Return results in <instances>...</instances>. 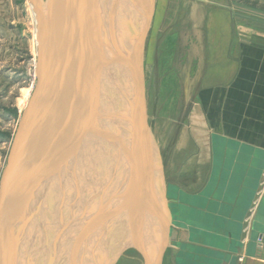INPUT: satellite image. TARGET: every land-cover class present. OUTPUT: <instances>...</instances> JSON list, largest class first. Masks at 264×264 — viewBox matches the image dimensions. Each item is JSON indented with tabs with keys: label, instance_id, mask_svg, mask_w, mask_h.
Masks as SVG:
<instances>
[{
	"label": "crops",
	"instance_id": "crops-1",
	"mask_svg": "<svg viewBox=\"0 0 264 264\" xmlns=\"http://www.w3.org/2000/svg\"><path fill=\"white\" fill-rule=\"evenodd\" d=\"M168 14L156 74L161 67L166 83L173 77L165 89L186 95L160 148L167 241L159 264H264V0H164L163 22ZM121 164L114 170L125 183ZM113 220L123 244L129 221ZM106 236L104 260L118 248Z\"/></svg>",
	"mask_w": 264,
	"mask_h": 264
},
{
	"label": "water",
	"instance_id": "water-1",
	"mask_svg": "<svg viewBox=\"0 0 264 264\" xmlns=\"http://www.w3.org/2000/svg\"><path fill=\"white\" fill-rule=\"evenodd\" d=\"M99 1L74 0L67 35L62 37L46 0H28L35 19L36 87L0 174V264H117L130 249L141 256L142 264L160 263L167 241L166 185L160 148L145 114L143 67L154 0H141L143 21L132 50L126 49L129 128L125 160L120 167L121 174H126L122 189L118 188L115 195L105 190L107 199H95L86 220L80 213L72 221L69 218L71 209L66 206L70 192L64 188L65 177L60 178L63 184L55 199L44 204L46 184L66 151H79L84 156L85 146L91 148L92 155L98 149L95 131H100L103 104L94 84L97 85L96 77L103 75L102 62L113 43L112 37L114 40L117 36L114 42L127 43L118 40L120 36L110 24L101 28ZM35 103L38 105L34 111ZM145 155L154 160L148 163ZM82 174L88 177L90 173ZM79 184L80 180L71 186L77 188ZM24 195L28 197L22 203ZM117 197L119 202L114 209L112 203ZM87 198L80 199L86 201L85 207ZM118 216H122L121 221H129L131 232L108 259H100V236L108 221ZM47 222L54 225L48 229ZM55 242L61 243L60 249Z\"/></svg>",
	"mask_w": 264,
	"mask_h": 264
},
{
	"label": "rangeland",
	"instance_id": "rangeland-1",
	"mask_svg": "<svg viewBox=\"0 0 264 264\" xmlns=\"http://www.w3.org/2000/svg\"><path fill=\"white\" fill-rule=\"evenodd\" d=\"M143 1L149 2V0ZM140 3L141 0H139L138 3L139 5L134 40L137 36L139 24L143 21L142 13L140 12ZM153 4L154 10L152 21L144 46L143 67L145 114L147 118V124L152 133L156 146L158 148H163L166 132L170 125L168 124L170 118L172 116L181 114L180 112L183 108V102L181 99L183 100L186 92L171 91L167 88L165 89L166 84H170L173 81V77L170 76V80L168 78L166 83V76L164 77V73H161V67L159 69V75L156 74L157 67L153 58L155 45L161 43L165 35L167 36V34L172 32V28H170L172 21L170 20L173 19L172 17L170 18V14H168L166 17L165 22H163L161 19L164 0H154ZM177 17L178 13L176 18ZM181 30L182 34H187L186 29ZM35 35V19L28 0H0V174L6 165L10 149L17 135L20 119L26 111L36 87V75L34 76L36 62ZM161 44L159 45V48H163V43ZM128 75L127 68H125L119 83L113 90L112 113L105 142L102 136L103 130L100 129V131H95V138L98 142L96 146L98 150L100 149L101 156L97 160L96 167L92 170L88 179L84 183L82 191L80 187L75 188L71 186L75 180L73 178L74 175L72 174L75 172H73L72 169L80 166V163L83 165V163L87 164L90 162L91 148L89 149L88 145L85 147V150H82L83 152L87 151L84 156L83 154H80L82 152L78 151L81 158L80 162L79 157H77L75 153L71 155L70 159L66 158L67 162L65 167L67 170H70V173H67V170L65 172L62 171L60 174L57 173L58 180L61 176L66 178L67 184L71 188L69 191L70 195L71 192L80 190V199H85V197L87 198L88 196V203L86 205L87 209L85 207L86 201L84 202L83 200H80L79 197L77 198L76 202L78 201V205H76L75 202L73 208L70 211L71 214H69L71 221L74 220L76 213H80L82 216L85 215L84 218L86 220L87 214L90 215L92 213V204L94 205L93 202L95 199L98 202L107 199L105 190L108 189L109 192L113 191L112 194L114 193L115 195L118 191V188L122 189V185L120 184L122 182V178L120 177L121 181L117 179L118 174H116L115 170L118 161L122 162L121 158H124V145L127 146L128 143V109L125 104L128 96V90L125 88V85H128L127 83L129 81L127 82V80L130 78ZM173 104L176 105V107L180 106L178 113H174L177 109L173 107L171 108V105ZM163 152V150L160 152V155L162 154V162ZM86 184L89 185V188L86 186ZM44 194L47 198L45 191ZM70 195L68 200L69 202ZM44 200L46 201V199ZM118 202V197L114 198L112 203L114 209L117 208ZM121 218L122 216H118L117 218L119 225H123ZM113 221V219L108 221L106 228L103 229V235L100 236V241L98 244L99 256L101 255V249L103 247L107 249L108 246V238L106 233L113 238L116 246L118 245L117 247L121 245L117 241L116 237L113 236L116 232L115 226L112 225ZM76 225L77 224L74 225V228H77ZM76 232L77 231H75V234ZM134 253L135 252L133 249L127 250L123 254V257L120 259L118 264L124 263L126 257H140L135 256Z\"/></svg>",
	"mask_w": 264,
	"mask_h": 264
},
{
	"label": "bare ground",
	"instance_id": "bare-ground-1",
	"mask_svg": "<svg viewBox=\"0 0 264 264\" xmlns=\"http://www.w3.org/2000/svg\"><path fill=\"white\" fill-rule=\"evenodd\" d=\"M138 3H139V0H118V1L117 0H100L98 3V6L100 7V12H101L100 14L101 28H103L104 25L110 24L112 27H114L113 32H115V34H119L120 38L118 40L121 39L127 42V43L118 42V41L114 42L117 39V36L115 35L114 40L112 37L113 43L110 45V49H108L105 52L103 62H102L101 69L103 71L102 72L103 75L101 78L99 76L96 77L97 85H96V82L94 84L97 87L96 92L98 94L96 93V95L97 97L98 96L100 97L99 99L100 101H102V104H103L101 108L102 120H101L100 129L103 130L102 136H103L104 142L107 137V131L109 128L108 126L110 124V117L112 113V106H113V94L112 93L116 85L119 83L125 68H127V66L129 65V55L127 54L126 49L130 51L132 50L131 44L134 40V33L136 30V20H137L138 5H139ZM46 5L48 9H50L54 17L56 18L57 28L59 30L60 35L62 37H65L67 35V27H68L70 11L72 10V7H74L73 6L74 0H46ZM81 13H83V11ZM81 21L83 20L81 19ZM78 28H80L79 25H78ZM75 37L76 39H78V34H76ZM35 39H36V35H35ZM35 75H36V72L34 71V76ZM37 103H35V106L33 107L34 111L38 105ZM95 136H96V133H95ZM69 151L70 150L66 151L65 153L66 155L65 157H63L64 158L63 161L60 162V164L57 166V169H55L54 172H52V177L51 179H49V182L46 184L44 191L47 194V198L45 197L46 201L44 200V204L47 202L51 203V200L55 199L54 198L55 194L58 192L59 188L61 187V184H63L62 182H60L62 181L60 180L62 176L59 178L60 180L59 181L57 177V173L60 174L62 171L65 172L67 170V168L65 167L66 162H67L66 158L70 159L72 155V152L71 151L69 152ZM75 154L77 155V157H79V162H80L81 161L80 154L82 153L79 154V152L75 151ZM100 154H101L100 149L99 150L95 149L93 155L92 153L90 154L89 163L87 164L83 163V165L80 163V166H77L76 168L72 169L73 172H75V173H72L74 175L73 178L75 179L74 184L78 180H80L81 185L79 184L76 187H80L81 191L84 186V183L86 182V180L88 179L90 175L89 174L88 177H85L84 174L82 173H84L85 171L89 173L92 172V170L96 167L97 160L101 156ZM66 185L64 188H67V190L70 191L71 189L70 186L69 185L66 186ZM79 191L76 190L74 192H71L70 202H68L66 206L67 209H72L77 198L79 197L80 199L81 192ZM27 197H28L27 195H24L22 203L25 202ZM53 225L54 223L51 224V222H47L46 228L50 229V227ZM57 227H60V226L57 224ZM59 230L60 228H58V231ZM43 231L45 233V229ZM60 246H61V243L56 244L55 242L56 248L57 247L59 248Z\"/></svg>",
	"mask_w": 264,
	"mask_h": 264
}]
</instances>
